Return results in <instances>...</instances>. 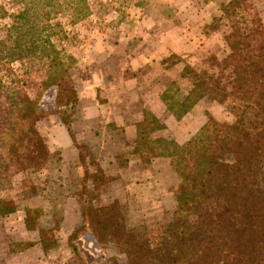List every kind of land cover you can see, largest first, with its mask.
I'll list each match as a JSON object with an SVG mask.
<instances>
[{"label": "rangeland", "instance_id": "obj_1", "mask_svg": "<svg viewBox=\"0 0 264 264\" xmlns=\"http://www.w3.org/2000/svg\"><path fill=\"white\" fill-rule=\"evenodd\" d=\"M36 1L0 0V134L6 129L5 110L34 100L43 79L38 60L9 55L16 37L14 21L21 22L19 14L27 5L33 8L30 16L41 15L49 26L41 36L68 64V86L79 101L75 110L58 108L54 89L43 92L37 128L52 158L42 171L31 172L26 165L5 168L0 161L1 208L14 210L0 217V264H126L113 242L98 245L91 228L82 223L78 197L94 207L119 202L126 229L156 242L150 237L172 217L178 180L167 159L142 164L129 155L136 125L148 111L155 118L148 129L151 138L182 145L209 118L231 124L230 101L202 100L176 120L159 95L174 81L185 92L189 85L180 80L185 67L200 68L208 56L225 55L224 36L232 20L243 16L249 22L264 21V0H242L236 15L225 16L216 26L213 19L223 15L231 0H41L45 5L38 7ZM67 127L71 146L66 145ZM84 152L94 165L87 158L80 163L79 153ZM95 164L103 173L102 184L89 192L90 177H99ZM28 210H35L29 223L39 232L29 239L37 247L18 259L10 248L17 250L28 241L18 226ZM58 211L63 212L56 219ZM10 223L12 231H6Z\"/></svg>", "mask_w": 264, "mask_h": 264}, {"label": "trees", "instance_id": "obj_2", "mask_svg": "<svg viewBox=\"0 0 264 264\" xmlns=\"http://www.w3.org/2000/svg\"><path fill=\"white\" fill-rule=\"evenodd\" d=\"M242 2L231 0L224 6L223 15L213 19L212 26L225 16H235V8ZM39 5L44 6V1L37 0L36 7ZM27 7L19 14L21 22L14 21L16 37L9 55L14 60H38L43 79L34 100L15 103L5 110L6 129L0 134V149L5 155L0 161L6 163L5 168L23 169L26 165L31 172H38L52 158L37 128L42 118L39 102L43 92L54 89L58 108L75 110L79 100L68 86V64L41 36L49 26L40 20L41 15L30 16L28 11L33 8ZM227 28L225 55L208 56L200 68L185 67L180 73V80L189 85L185 92L174 81L159 99L176 120L202 100L230 101L234 121L226 125L209 118L182 145L165 138L152 139L148 129L155 118L148 111L142 112V120L136 125L129 155L142 164L167 159L178 180L172 217L159 227L156 236L150 237L156 242L144 239L145 233L138 235L126 229L125 209L119 202L94 207L82 198L76 201L81 221L91 228L98 245L113 242L125 255L126 264H264V21L249 22L242 16ZM86 158V152L79 153L81 164ZM87 159L94 165L90 154ZM96 166L99 177H90L89 192L102 184L103 173ZM2 177L0 173V181ZM3 206L0 201V217L14 211ZM33 212L25 211V225L30 231L38 230L29 223ZM62 212L53 217L57 219ZM19 246L10 251L20 253L34 244Z\"/></svg>", "mask_w": 264, "mask_h": 264}, {"label": "crops", "instance_id": "obj_3", "mask_svg": "<svg viewBox=\"0 0 264 264\" xmlns=\"http://www.w3.org/2000/svg\"><path fill=\"white\" fill-rule=\"evenodd\" d=\"M160 96V95H159ZM194 109V108H193ZM192 109V110H193ZM65 133H66V135L68 136V140L66 141V145H70V144H73V140H72V138L69 136V133H68V131H67V129H65ZM46 141V140H45ZM46 144H47V142H46ZM47 146H48V144H47ZM71 146V145H70ZM49 147V146H48ZM49 149H50V147H49ZM51 150V149H50ZM14 212V211H13ZM13 212H11V213H9V214H13ZM10 222V221H9ZM19 223V222H18ZM13 225V223H10V224H6L5 226H6V228H5V230L6 231H12L11 230V226ZM18 226L20 227V232H22V235L24 236V237H26L27 239L26 240H28L27 242H30V243H33L34 244V246L33 247H31L30 249H28V250H26V251H23V252H20V253H10L13 257H20V258H18V259H21V258H23L24 257V255H26L29 251H31V249H33V248H36L37 247V243L35 242V241H32V240H30L29 239V237L30 236H34L37 232H39L38 230H36V231H30V230H28L27 228H26V225H25V215H24V218L22 219V221L18 224ZM32 239V238H31ZM21 242V241H20ZM43 249V248H42ZM8 251H9V249H8ZM26 261V260H25ZM21 264H31V263H29V262H25V263H21Z\"/></svg>", "mask_w": 264, "mask_h": 264}]
</instances>
